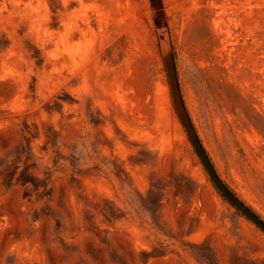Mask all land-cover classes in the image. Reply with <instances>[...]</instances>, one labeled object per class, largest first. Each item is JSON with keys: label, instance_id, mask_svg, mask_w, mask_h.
<instances>
[{"label": "rangeland", "instance_id": "rangeland-1", "mask_svg": "<svg viewBox=\"0 0 264 264\" xmlns=\"http://www.w3.org/2000/svg\"><path fill=\"white\" fill-rule=\"evenodd\" d=\"M0 0V264H264V0Z\"/></svg>", "mask_w": 264, "mask_h": 264}, {"label": "water", "instance_id": "water-1", "mask_svg": "<svg viewBox=\"0 0 264 264\" xmlns=\"http://www.w3.org/2000/svg\"><path fill=\"white\" fill-rule=\"evenodd\" d=\"M150 5L155 25L157 28L162 29L166 25L163 0H150ZM164 63L169 79L173 104L177 114L182 122L183 127L185 128L188 138L190 139L205 169L207 170L212 182L227 200H229L243 215H245L249 220H251L261 230L264 231V219L261 218L231 190V188L217 172L212 160L203 146L181 96L175 60L172 51H167L165 53Z\"/></svg>", "mask_w": 264, "mask_h": 264}]
</instances>
